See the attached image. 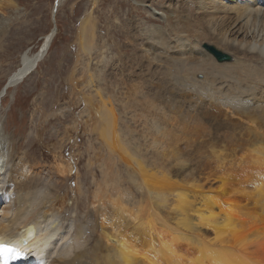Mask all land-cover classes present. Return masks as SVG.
Returning a JSON list of instances; mask_svg holds the SVG:
<instances>
[{"label": "bare ground", "instance_id": "1", "mask_svg": "<svg viewBox=\"0 0 264 264\" xmlns=\"http://www.w3.org/2000/svg\"><path fill=\"white\" fill-rule=\"evenodd\" d=\"M15 1L16 0H0V27H2L0 44L4 35L8 34H5L6 27L4 23L7 12L9 11L7 9L17 10L18 6ZM17 1L20 3L19 0ZM63 1L64 0L57 1L58 8ZM98 1L99 0L94 1L95 7L97 6ZM192 3L195 4L196 9L193 11L190 10L189 13L192 14V16L188 17L187 11L189 10L190 5L192 6ZM163 9H160L162 10V13L157 15L164 22H167L165 33L171 32L172 36H175L174 44L172 46L169 44L168 37H161L163 34H160V28L152 26L150 29L160 36L157 38L160 40V46L163 47L153 45V47H150L149 44L148 48H143L138 55V58H135V60H137V66H133L131 60L129 63V61L124 59L122 62L125 67L124 71L126 72L121 71L119 74L115 73L116 75L113 74L112 71L113 65L110 66L105 63V52L102 50L103 48L105 49V46L98 47L97 45L99 39L97 21L94 19L95 17H93V13L86 15L81 21L77 33V44L79 45L80 53H78L77 64L74 71H72L73 74L69 78L71 82L70 84L75 86V83L77 82H75L74 78L76 69L77 71L80 70L81 68L77 67L84 61L83 64L86 66L87 70L85 76L86 85H84H88L93 88L94 91L96 90L93 95L88 94L90 90H87L88 93H84V96L81 95L86 110L88 109L90 113L93 112L94 115L95 126L92 130L93 133H95L94 136L97 137V141H102L110 150L109 160L111 167H113L116 162L115 161L113 164V156L116 158V155L119 157L123 154L124 159L127 158V163L124 161L127 164L125 165L131 170L133 167H136L142 177L143 183L141 185L139 184V188H145L150 197L149 202L145 201L148 206L140 209L137 217L131 218H134L133 220L138 223L134 221V224H136L135 226L132 225L133 227L130 228L132 231L129 233V227L131 226L122 228L124 226L120 225L122 224V220L119 221V219L118 221L120 223L118 222V225H120V227L118 228V226L115 225L117 229L122 228L119 232V230H114L116 228L114 226L115 219H113V216H107V214L102 215L103 219L106 221H113V225L110 226L109 231L105 230V225L102 234L97 238L93 237L94 239L91 240V243L95 242V245L91 247L90 244V248L81 251V248L79 249V247L81 240L83 239L84 230L83 232H79V229H77L75 231L77 234L74 233V235L68 240V235L62 233L59 224V219L63 214L72 213L74 210L73 208H69V204L71 205L69 195L67 192L63 193L53 188V190H56L55 193H52L54 195L53 197L51 193H48L49 191L46 193L47 190L45 191L46 195L42 197L40 191L39 193L33 189L35 183L38 181L37 179L39 178V175L42 174L39 167L28 166L25 164V156L17 154V144H12V140L6 135L0 124V244L12 243L20 248L21 246H25L26 249H24V251H26L25 254H27V256H25V254L21 253L19 250L21 258L18 260L11 254L8 261L6 258H3L0 253V261L4 264H16L17 261H20L21 264H161L162 262H165L166 264H264V133L258 134L259 128L257 127V124L262 127L257 121L264 123V0H193L191 3L188 0H170L168 4L163 6ZM55 10L56 7L53 8V19H55V15L58 12L57 10L55 12ZM56 34L57 30L54 28L52 34L49 33L46 35L43 38V44H41L42 46H40V50L36 54L32 55L30 52L25 51L26 53L24 52L21 55V65L9 76L5 87L0 92V109L2 108L3 99L8 93L7 91H9L10 88L12 89L21 84L22 82L18 83V81L29 74L31 70H36L40 63L43 62L53 45ZM134 34H136V32H134ZM136 38L138 39V37ZM133 41H130V43L132 44ZM207 44L215 45L220 48V51L217 49L219 52L224 50L222 53L231 57L232 61L233 58L230 54H233L235 56V62L220 63L207 51L200 50L203 45ZM3 45L5 46V44ZM164 46H171V49L164 48ZM166 54L170 57L166 58L168 57ZM165 58L167 61L170 60L171 62L165 61ZM162 59H164V61ZM159 63L165 64L168 67L173 64L174 71H177L176 76L178 75L179 77V79L175 80L173 78V80L177 81L179 84L183 83L185 86L191 85L193 89H191V91L188 89L190 92L187 90L184 91L185 89L183 91L178 89L177 92L179 91L180 95H176L177 88L170 89L171 87L167 84L169 78L174 77L172 76L171 68V71L169 72H166L165 70L164 72L160 70L158 71L157 68H162ZM260 69L263 70L261 73L258 72ZM78 73H76V75ZM81 73L83 72L81 71ZM198 74L205 76V87H201L199 82L194 78L190 80L191 76L194 77ZM111 75H113V82L111 81V89L113 90V93L110 95H102L101 88H103V86L99 87L96 83L99 84L101 81L106 82ZM28 76H30V74ZM102 76H104V79ZM159 77H163L164 84L160 83L161 79L156 80ZM173 80L171 79L170 81ZM132 81L136 82L133 83ZM218 82L228 83V89L221 91L222 93L220 94L216 92L218 89L215 86ZM7 85H9V90L7 89L5 91ZM258 86H261L260 91L257 89ZM126 87L130 89L129 93V90ZM153 87H155V89L156 87L159 88L162 92L160 94L159 90V95H157L158 97L156 96V99L151 95L153 93L152 91L155 90H153ZM83 88L86 90V87L83 86ZM186 88H188V86ZM206 89H208L207 93L205 92ZM245 93H247V96H245ZM179 97L182 99H178ZM194 97H198L197 101L193 100ZM93 98L99 100L97 102L98 104L94 102ZM206 99H208V102L204 104ZM117 100L120 102H117ZM198 101H201V103H198ZM194 103H196V106H194V110H191L192 104ZM197 104H204V106L197 107ZM189 105L191 107H189ZM134 106L139 108V113L137 115L133 114ZM118 107H122L127 114L130 113L129 115H131V121H133V123L140 122L143 124V132L140 131L141 134L139 137H143L146 151L155 154L157 160L161 159V157H159V152H161L160 149H165L163 147L164 143H166L164 140L171 138V134L164 136L165 130L167 131V129H170V133L171 130H173V134L177 135V140L175 139L174 142H170L169 140L173 146H175L174 144L178 145L180 142H183V140L181 139V141L179 138L182 137L181 135L184 137L185 129L187 132L188 128H186L185 123H182V119L179 118L183 113L182 109L185 108L187 111L186 114L189 113V115L193 112L197 118L201 117L200 119H204L202 121L207 122L210 125V110L213 109L219 111V109L225 108V110L222 111L223 118L229 119V116L231 115L235 120H229L227 125L221 124L218 126L219 122L217 128L222 132L226 131L227 134L233 136V141L229 142H234V146H230V144V148H223V151H216L215 149V151L211 152L208 150L211 152L209 164L211 165L212 170L209 168L210 172H207V170L206 172L208 173V179L211 176H209V173L211 174V171L213 173L215 172L214 175H216V178L214 181L212 180L215 185H212L214 183H209V185L202 184L196 190H194L195 188H192L194 191L191 190V193L186 192V190H188L187 188L184 190L185 192L183 190L177 192L180 190L178 186H181V184L177 186L179 190L175 188L176 191L171 193V187L175 182L173 181V183H171L172 178L170 179L169 175H167V177L164 176V178H169L171 180V182H167V180L164 179V182L166 181L167 185L171 183L167 186L168 188L165 187V189L163 187L166 185H163L165 183L163 182L162 177L159 176L157 178L156 176V178H154L150 173L149 176H147L145 168L151 165H147L143 170L141 165L138 164L139 162L137 163L138 160H135L133 155H131L132 150H130L129 143L126 142L127 139L125 141L124 137L128 138L130 132L133 133V131L129 123H118L119 118L121 117L117 114ZM195 109L200 111L197 112ZM191 117L193 116L191 115ZM216 117H219V115ZM125 119L123 118V120ZM194 120L195 118L192 121ZM199 121L196 122V126L200 125L202 128L203 124L201 125ZM241 121L254 125V127L244 125ZM187 124V126L191 127L189 123ZM201 128H198L200 129L198 132L199 134ZM204 128L207 129V127ZM204 128L203 133L209 130V128L207 130ZM136 129L134 128V130ZM190 129H188L189 134L192 130ZM209 134H211V132H209ZM191 137L192 136H190V139ZM203 139L204 138H202V140ZM149 140H151L152 143H149ZM191 140L194 143V138ZM207 140L209 145H211L209 142L211 140ZM187 142L191 143L189 141ZM211 142L213 143L214 141ZM180 144L181 146L183 145V143ZM177 145L176 149L179 148ZM185 145L187 148V144ZM216 146H218V144H216ZM220 146L222 148V145ZM168 147L171 149L170 145H168L167 148ZM211 148H213V146ZM190 150H192V148H190ZM239 150L249 152V156H251L250 154L253 155V157H250L252 158V164L255 166L253 170L256 169V171L253 172L255 174H252L253 176L248 175L249 173L244 168V165H246L245 161H249L250 159H246V154L240 156L241 153ZM181 151L179 150L178 156L174 155V153L172 154V157H177L176 162H178V165L180 162L181 166L183 164L188 166L189 163L191 164L192 158L188 156H185V158L181 157L180 154H183ZM197 152L198 151H196L195 154H197ZM200 153L201 152H199V155ZM188 154L191 155V153ZM119 158L120 161H122V158ZM201 158L202 157H200V159ZM203 158L205 160L207 159L205 157ZM124 162L122 161V163ZM190 164L189 167L191 166ZM193 165L196 164H192V166ZM204 165L206 166V164ZM7 166L18 167L19 171H21L19 178L23 179V181L25 180L23 183H19V187L17 186L15 188L14 195L16 201L14 209H12V204L2 208L3 204L8 201V197L3 195L2 191H6L7 194H10L11 192V188L4 186L5 181H3V170ZM70 166L71 168L68 167L70 168L69 173H71L72 169L75 167V163ZM76 167H78L77 164ZM249 167H251V165ZM149 168H152V166ZM168 169L169 168L166 170ZM187 169H185V171ZM115 170L112 169V173H114ZM156 171L157 172L155 173H159L157 169ZM148 172H150V170ZM182 173L185 172L182 171ZM190 173L192 172L190 171ZM62 174L64 175V173ZM236 175H243V178L240 177L242 180L239 181V183L232 179ZM201 179L200 181H202ZM17 180L18 179L15 180L16 183ZM175 181V184H177L180 180L178 181V179H176ZM194 183L196 184L197 182L192 181L190 184L195 185ZM113 185L114 184H112V187L115 189L116 186ZM39 188L41 187L39 186ZM59 192L61 194H59ZM125 194L130 195L129 192ZM126 196L124 198L125 200L127 199ZM95 197L98 199L99 195L97 194ZM118 198L116 197V199ZM171 198H173L174 201L172 207L167 206V208H171L169 218H172V212L175 214V217L173 218V222H165L160 218L163 211L158 213L156 210H158V206L160 205L162 208V204H172V202H169ZM109 200L111 201V196ZM116 203L117 201L115 200L116 207L115 205L113 206V203L111 204L113 208L119 207L120 204H118L117 207ZM127 205L130 204L127 203ZM124 209L127 210V207H124ZM125 212L123 211V213ZM133 213L134 212H132V214ZM93 215V219L96 222V225H94L93 220V231L94 228H96L95 231L98 232L99 227L97 226V219L99 214L95 213ZM121 216L120 218L124 217ZM114 218L118 219V217ZM139 220H141V223H139ZM124 221L126 222V219H124ZM128 221L129 220L127 219V222ZM159 225L164 227L163 231L160 230L162 228L158 227ZM164 229H166L165 231L169 229L170 232H164ZM60 240L63 242L61 241L60 243ZM113 240L116 241L117 244H114ZM138 240H142L143 247L138 244L142 247L141 249L135 242ZM259 241L261 242L259 243ZM67 244L70 246L66 247ZM58 245L64 246L62 249L59 247L61 252L55 251V253H57L56 257L58 256L60 258L52 261L50 260L51 262L49 263V255L53 253L55 246ZM103 250L107 251V255H103ZM113 252L115 257L114 261ZM70 253L72 254L71 257L69 256ZM63 257L65 259H63Z\"/></svg>", "mask_w": 264, "mask_h": 264}, {"label": "rangeland", "instance_id": "2", "mask_svg": "<svg viewBox=\"0 0 264 264\" xmlns=\"http://www.w3.org/2000/svg\"><path fill=\"white\" fill-rule=\"evenodd\" d=\"M57 1L58 0H19L20 3H18V1L16 0L15 3L18 6L17 10L7 9L9 11L7 12L6 20L4 21V23L6 27L5 34L6 33L8 34L4 35V38H3L4 40L2 39V42L0 44L1 46L0 48V92L5 87L9 76L21 65V61H20L21 55L25 51L30 52L32 55L36 54L40 50L41 48L40 46H42L41 44H43V38L49 33L52 34L54 28H56L57 34H56V37L54 35L55 39H54L53 45L51 46L48 54L46 55L43 62L40 63L39 67L36 70H34L35 72H33L30 76H28L17 87H14L12 89L10 88V90L8 89L9 91H7L8 93L3 99L2 108L0 109V124L3 127L6 135H8L10 139L12 140V144L13 145L17 144V154L25 156V159H24L25 164L28 166L39 167L42 174L39 175V178L37 179L38 181L37 183H35L33 189L38 192L40 191L42 193L41 195L42 197L46 195L45 194L46 190H47L46 193L49 191L48 193H51V194L53 192L55 193L56 190L63 192V193L67 192V194L69 195V199L71 200V205L69 204L70 206L69 208H73L74 210L72 211V213H65L66 216L63 214L62 217L59 219V224H60L62 233L64 235L65 234L68 235L67 236L68 240L74 235L77 229H79V232H83L84 230L83 239L81 240L79 249L81 248V251H85L88 248H90V244H91V247L95 245V242L91 243L92 242L91 240H93L95 237L96 238L99 237L100 234H102V231L105 225H106L105 226L106 231H109L110 226L113 225L112 223L113 221L112 222L108 220L106 221L105 219H103L102 215L107 214V216H113V219H115L114 226L116 225L118 226V228L120 227V225L124 226V227L121 226L122 228H126V226H131L129 227L130 229L133 226H135L136 223H138L133 219L137 217L140 209L145 208V206L146 207L148 206L146 202H149L150 195L147 193V190L145 188H139V184L141 185L143 181H142V177L140 176V173L138 172V169L136 167H133V169L131 170L128 166H126L127 158L124 159L123 154H121V156L119 157H121L122 161L123 162L125 161L126 163L125 162L122 163V161H120V158L116 155V158L115 156H113L114 157L113 164L116 161L115 164L117 166L114 164V166L111 167L110 160H109L110 150L104 145L102 141H97L96 140L97 137L94 136L95 133H93L92 131L93 127L95 126L94 125V115H93V112L90 113L88 109L86 110V106H85V103L83 102L81 95L84 96V93L86 92L88 93L89 90L90 91L88 94L93 95V93H95L96 90L94 91V89L89 87L88 85L85 86L86 85L85 76H86L87 70H86V66H84L83 64L84 61L82 62V64H80L82 66L79 65L77 67L81 69L78 71L76 69V73L80 72L77 75L76 73L74 75L75 82L77 81L75 83L76 85L73 86V84H70L71 82L69 78L73 74L72 71H74V68L77 64L78 53H80L79 47H78L79 45L77 44V33L80 27V23L86 17V15L93 13L92 15L93 17H95L94 19L97 21V27H98L99 39H98L97 45L98 47L105 46V49L104 48L102 49L105 52L104 53L105 58H106L105 63H107V65H110V66L113 65V68H112L113 74L115 73L119 74L121 71L125 70V67L122 62L124 59L129 61V63L132 61L133 64L132 63L131 64L133 66L135 65L137 66V60H135V58H138V55L143 50V48L145 47L148 48L149 44H150V47L152 45L160 46L161 44L160 40H158L157 38L160 36L157 35L155 31L150 29L152 26H156L157 28L161 29L160 34H163V36L161 37H166V38L168 37V42L169 44H171V46L175 42V36H172L171 32L165 33L166 32L165 29H167V22H164L157 15V14L162 13V10L160 9H163V6L168 4L170 0H99L96 7L94 5L95 0H64L62 4L60 5V7L57 9L58 12L55 15V19H53V8L57 6L56 4ZM188 1L190 3L193 2V0H188ZM195 9H196L195 4L192 3V6L190 5L189 10L187 11L188 13L187 16L191 17L192 14H190L189 12L190 10L193 11ZM152 19H155V20H152ZM1 31H2V27H0V33ZM134 32H136V34H134ZM136 37H138V39ZM0 38H1V35H0ZM129 40L130 41L134 40L135 42L133 41V43L131 44ZM3 44H5V46ZM171 46L170 47L164 46V48L171 49ZM204 46L205 45H203V47H201L200 50L206 51L204 49ZM209 46H213L220 51V48L216 47L215 45H209ZM160 47H163V46H160ZM223 51L224 50H221V52ZM167 55L168 54H166V56ZM230 55L233 58L232 62H235V56L233 54H230ZM169 57L170 56L168 55V57L166 58H169ZM166 58H165V61H167ZM162 60L164 61V59ZM167 62H171V61L169 60ZM159 65H161L162 68H157L158 71L160 70L164 72L165 70L166 72H169L172 70L171 73H172V76L174 77L169 78L167 84L168 86L171 87L170 89L177 88L176 95H180V92L179 91L177 92L178 89L180 91H183L185 89L184 91L187 90L188 92H190L191 89H193L191 85L185 86V84L184 85L183 83L179 84L177 81L173 80V78L175 80L179 79L178 75L176 76L177 71H174L173 64L170 65L169 67L165 64L159 63ZM175 68H178V67H175ZM81 71L83 73H81ZM262 71L263 70L261 69L258 70L259 73H261ZM102 77L104 79V76ZM162 78L159 77L156 80L161 79L160 83L164 84L163 83L164 81ZM193 78L199 82L201 87L206 86L205 85L206 78L204 75L198 74V75H195L194 77L191 76L190 80H192ZM171 79L173 81H170ZM111 81L113 82V75H111V77H109L106 82L101 81L99 84L96 83V85H98L99 87L103 86V88H101L102 95L103 94L110 95L113 93V90L111 89ZM132 82L134 83L136 81H132ZM174 82L175 83L177 82L178 84L177 83L175 84ZM83 86L86 87V90H84ZM187 86L188 88H186ZM215 87L218 89L216 92L220 94L222 93L221 91L228 89V83L218 82ZM126 88L128 89V87ZM154 89L155 87H153V90ZM156 89L154 90L155 92L152 91L154 94L151 92L152 93L151 95L155 99L158 97L157 95H159V90H160L157 87ZM257 89L258 91H260L261 86H258ZM128 90L127 91L129 93L130 89ZM207 91L208 89L205 90L206 93ZM125 92H126V89H125ZM161 93L162 92L160 90V94ZM204 96L207 97L206 95ZM245 96H247V93H245ZM178 99H182V98L179 97ZM197 99L198 97H194L193 100L197 101ZM93 100L94 102H96V104H98L97 103L99 101L98 99L93 98ZM206 100L204 104L208 102V99ZM118 101L119 100H117V102ZM198 103H201V101L200 102L198 101ZM204 104H199V105L197 104V107L204 106ZM194 106H196V103L192 104V107L189 105V107H191V110H194ZM85 110L88 112V114ZM182 110H183V113L180 115L179 118L182 119V123L186 124V128L190 129L192 127L191 128L192 130L190 129L191 130L190 134L191 133L192 134L190 135L189 130L187 129V132H186V129H185L186 136L185 134H184V137L183 135H181L182 137L179 135L181 137L179 138V140L181 139L183 140V142H180V143H183V145L181 146V144L179 143L178 145L174 144L175 146H173L172 143L170 142H174L175 139L177 140V137H176L177 135L173 134L174 133L172 132L173 130H171V133H170V129H167V131L165 130L164 136L171 134V138L164 140V142H166L163 145L165 149L163 148L160 149L161 152H159V155H160L159 157H161V159L159 160H157V157L155 154H151V152L146 151V146H144L143 137L142 138L139 137L141 134L140 131L143 132V128H144L143 124H141L140 122L133 123V121H131L132 117L131 115H129L130 113L127 114L126 111L123 110L122 107L117 108V114L119 117L121 116L120 117L121 120L119 118V122H118L119 124L129 123V125H131L133 133L130 132V135L128 138L124 137L125 141L127 139L126 142L129 143L130 150H132L131 155H133L135 160H138L137 163L139 162L138 164L141 165L143 170L147 165L152 166V168H149L151 166L145 168L147 172L146 174V172L144 171L145 174L149 176V173H150L154 176V178H156V176L157 178L160 176L162 177L163 182H164V179L167 180V182L169 181L171 182L170 179L172 178L171 183H173V181L176 183L175 180L178 179V181L179 180L180 181L177 184L173 183L174 187L172 185L171 186L175 189L177 188L178 185L182 184L181 186H178L180 190L179 188H177V190H179L177 192H180L182 190L184 191L187 188L188 190H186V192L191 193L192 191L196 190L202 184L209 185V183H214L213 181L216 178V175H214L215 172L213 173L211 171V174L209 173V176L211 175L210 178L208 179L207 177L208 176L207 172H210V170H212L211 165L209 164V161L211 158V152L215 151V149L216 151H220V150L223 151V148L229 149L230 146H234V142L233 143L229 142V141H233L232 140L233 136L227 134L226 131L222 132L221 130H219L217 128V124L220 122L218 126L221 124L227 125V122L229 120H235V118L230 115L229 119H224L222 115L223 114L222 111L225 110V108L219 109V111L211 109L209 113V115L211 114L210 115L211 117L209 116L210 117L209 119L211 120V121L209 120L210 122V125H209V123L202 121L204 119H200L201 117L197 118L193 112L190 113L193 116L191 117L189 113L186 114L187 111L185 108ZM133 111H134L133 114L137 115L139 113V108L134 106ZM199 111L197 110V112ZM218 115L219 117H216ZM123 118L124 119L126 118V119L123 120ZM194 118L196 121L195 120L192 121ZM221 118H222V121H221ZM198 119L201 121H199ZM197 121H199L201 125L203 124L202 128L200 125L196 126ZM241 122L244 125H247V126L249 125V126L254 127V125L247 124L246 122H243V121ZM187 123H189L191 127L187 126L188 125ZM190 123H192L193 126ZM257 123L262 125V127H260L257 124V127L259 128L258 134H263L264 133V123L258 122V121ZM204 127H207V129L209 128L208 131H205V133L207 132L206 134L203 133ZM134 128L135 129L138 128L136 129L137 131L134 130ZM198 128H201L200 134L202 135L198 133L200 130ZM204 129L207 130L206 128ZM209 132H211V134H209ZM190 136H192L191 139L194 138L195 140V141L193 140L194 143L190 139ZM201 137L204 139L202 140ZM205 138L211 141H214V142L212 143L211 141H209L211 143V145H209L208 140ZM201 140L204 142H202ZM187 141L191 143H188ZM149 143H152L151 140H149ZM215 143L218 144V146H216ZM185 144H187V148L185 147L186 146ZM168 145L171 146V149L170 147L167 148ZM176 145L177 147H179L178 149L180 151L182 150L181 153L183 154H180L181 157L185 158V156H188L192 158L191 161L193 163L191 162V164L190 163L189 164L191 166L192 164H196L192 166L194 169L191 166L189 167V164L188 166L185 164L181 166L179 162V165H178V162H176L177 160L176 156H178L179 150L176 149ZM189 145H192V146H189ZM220 145H222V148ZM209 146L211 147L213 146V148ZM188 147H189V150H188ZM190 148H192V150H190ZM208 150L211 152H209ZM137 151L139 152V154ZM196 151H198L197 154H195ZM187 152L191 153L192 157ZM199 152H201L200 155H199ZM239 152L241 153L240 156L242 155L244 156L246 154L245 155L247 157L246 159H250L249 161L248 160L245 161L246 165H244V168L249 173L248 175L253 176L255 174L253 172L256 171V169L253 170L255 166L252 164V160H251L252 158H250V157H253V155L250 154L251 156H249V152H245L242 150H239ZM164 154L166 155V159H165ZM172 154L176 156L172 157ZM198 156L202 158L200 159V157ZM203 157L207 159L205 160ZM142 159L145 161H143ZM201 161L204 163H202ZM74 163H75V167L72 169L71 173H69V169L71 168L70 165L71 164L73 165ZM107 163L109 164L110 167L108 166ZM76 164L78 167H76ZM198 164H200L201 166ZM204 164H206V166ZM249 164L251 165V167H249L250 166ZM110 168L114 170L116 168L114 173H112L113 171ZM167 168L169 169L166 170ZM197 168L199 171L197 170ZM156 169L158 170L159 173L160 172L161 173L160 174L155 173L157 172ZM185 169L187 170L185 171ZM201 169H203L204 171ZM149 170L150 172H148ZM64 171L66 172V174ZM182 171H184L185 173H182ZM190 171L192 173H190ZM3 172H4L3 181H5L4 186H6L7 188L10 187L11 192L10 194L9 193L7 194L6 191L4 190L2 191L3 195L8 197V201H6L3 204L2 208L6 206H10L12 204L13 206L12 209H14L15 201H16V198L14 195L15 188L19 185V183H23L25 180L23 181V179L19 178L21 171H19L18 167L7 166L5 167ZM62 173H64V175ZM167 175H169L170 179L164 178V176L167 177ZM240 177L243 178V175L242 176L236 175L232 179H234L233 181L239 183V181L242 180V178L240 179ZM16 179H18L17 183L15 182ZM200 179L202 181H200ZM192 181L193 182L196 181L197 183L198 182L199 183L198 184L194 183L195 185H192L190 184ZM164 183L165 184L163 185H166L163 187L164 189L165 187L169 186V184H171L169 183L167 185L166 181ZM112 184L116 186L115 187L116 190L114 189V187H112ZM212 185H215V183ZM39 186L41 188H39ZM172 187H171L172 190H170L171 193L176 191V189L174 190ZM53 188H55L56 190L55 189L53 190ZM118 188L120 189L121 193ZM181 188H184V189H181ZM192 188L193 189L195 188V189L192 190ZM78 189H79V192H78ZM60 192L59 194H61ZM124 192L125 193L129 192L130 195L125 194ZM96 193L99 195V198H98L99 200L97 199V197H95V195H97ZM112 195L115 197H113ZM53 196L54 195L52 194V197ZM110 196H111V201L109 200ZM125 196L127 197L126 200L124 199ZM116 197L117 198L119 197V198L116 199ZM145 198L146 199L148 198V199L146 200ZM115 200L117 201L116 203L117 207H118V204L121 205V206L119 205L118 208H113V206L115 205ZM173 201H174L173 198H171L169 202H172V204L169 203L168 205L167 203L165 204L166 206L162 204V208L160 205L158 206V210H156L158 213L160 211L161 212L163 211L161 215L160 214L159 215H160V218L163 219L165 222H173L174 220L173 218L175 217V214L172 212V215H171L172 218H169L171 214L170 213L171 208H167V206L172 207ZM112 203H113V206L111 205ZM127 203H129L130 205H127ZM124 207L125 208L127 207V210L124 209ZM123 211L125 213H123ZM132 212L134 213L132 214ZM92 213L99 214V217L97 219V226L99 227L98 228L99 233L95 231L96 228H94L95 232L93 231L94 215ZM120 213L121 214L123 213L122 216ZM124 214H126L127 216ZM145 215H148V214H145ZM120 216L121 217L124 216L125 218L124 217L120 218ZM114 217H118V219ZM126 217H130V218H126ZM132 217L134 218L131 219ZM124 219H126V222L124 221ZM127 219L129 220L128 222H127ZM118 220L119 221L122 220L121 222L122 224L118 225V222H119ZM134 221L136 222L135 224H134ZM140 221L141 220H139V223H141ZM94 225H96L95 220H94ZM116 226H115L116 229L114 228L113 229L116 231L119 230L120 232L121 231L120 229L122 228L117 229ZM158 227L162 228V229L160 228L159 229L163 231L164 227H162V225H159ZM165 230L166 229H164V232H170L169 229H167V231ZM131 231L132 229L129 230V233H131ZM114 240H113V243L117 244V242ZM61 241L62 240H60L59 242L61 243ZM135 242L137 245L140 244L143 247L142 240H138ZM260 242L261 241H259V243ZM68 244L66 247L70 246ZM141 246H140V249L142 248ZM59 247L62 249L64 246L62 245L55 246L53 253L49 255L51 258V259L49 258V263L54 259L56 260L60 258L58 256L56 257L57 253H55V251L61 252V249ZM102 253L104 256L107 255V251L105 250H103ZM69 256L71 257L72 254L70 253ZM69 256H68V259H69ZM113 258H114L113 259L114 261L115 260L114 252H113ZM63 259L65 258L63 257ZM162 263L166 264L165 262H162Z\"/></svg>", "mask_w": 264, "mask_h": 264}, {"label": "water", "instance_id": "3", "mask_svg": "<svg viewBox=\"0 0 264 264\" xmlns=\"http://www.w3.org/2000/svg\"><path fill=\"white\" fill-rule=\"evenodd\" d=\"M204 49H205L209 54H211L212 56H214V57H215L220 63H223V62H231V61H232L231 57H229L228 55L223 54L222 52H219V51H218L215 47H213V46L205 45V46H204ZM33 71H34V69L31 70V71L29 72V74L33 73ZM29 74H27L26 76H24L20 81H18V83L23 82V80H24L25 78H27ZM10 87H11V86H10ZM8 88H9V85H7V87L5 88V91H6Z\"/></svg>", "mask_w": 264, "mask_h": 264}, {"label": "snow or ice", "instance_id": "4", "mask_svg": "<svg viewBox=\"0 0 264 264\" xmlns=\"http://www.w3.org/2000/svg\"><path fill=\"white\" fill-rule=\"evenodd\" d=\"M0 253H11L15 257H19L21 255L18 249L6 247L4 245H0Z\"/></svg>", "mask_w": 264, "mask_h": 264}]
</instances>
